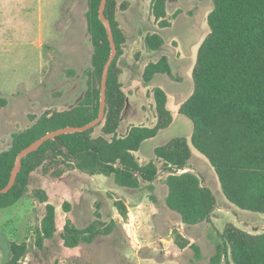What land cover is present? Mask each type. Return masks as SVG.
Segmentation results:
<instances>
[{"label": "trees", "instance_id": "trees-1", "mask_svg": "<svg viewBox=\"0 0 264 264\" xmlns=\"http://www.w3.org/2000/svg\"><path fill=\"white\" fill-rule=\"evenodd\" d=\"M101 1L88 0L86 18L93 54L83 99L69 110L31 116L35 123L13 134L11 147L0 153V190L9 183L17 156L23 149L49 132L83 127L98 118L104 67L111 56L108 33L99 17ZM118 1L108 0L105 10L118 50L109 72L105 119L89 131L47 141L38 151L24 157L16 184L7 194L0 195V210L18 203L35 183L32 195L46 204V213L36 230L35 245L10 243L11 257L5 264H20L34 251V246L44 249L45 242L54 240L58 234L67 249L76 250L81 245H91L98 236L111 235L117 228L116 221L95 220L85 228H78L67 220L59 231L56 206L50 203L42 181L36 177L39 170L43 177L62 178L72 170L90 176L113 177L119 187L149 191L154 203H157L153 195L155 183L165 173L168 209L188 226L212 221L218 201L213 190L193 172L192 149L187 139H173L157 147L154 150L157 161L141 164L135 155L145 141L155 138L173 123L164 89H153L155 125L133 126L126 135H118L127 103L118 65L127 38L117 20V11L125 10L126 5L119 6ZM168 1L153 0L151 4V15L162 29L171 26ZM213 2L214 9L208 17L210 33L198 50L193 70L194 91L179 111L192 121L191 144L215 169L227 201L242 211L264 215V0ZM180 13L177 11L173 18ZM164 45L160 33L144 38L148 52L160 51ZM158 75L175 79L167 56L146 65L142 73L144 84H150ZM7 105L8 100L0 97V110ZM98 128L101 133L96 135ZM63 206L66 210L70 208L68 203ZM114 206L135 243L129 207L121 199H116ZM173 232L174 244L181 251L192 249L196 260L201 261V248L177 229ZM210 264H264V233L252 234L227 225L220 232V242Z\"/></svg>", "mask_w": 264, "mask_h": 264}, {"label": "rangeland", "instance_id": "rangeland-1", "mask_svg": "<svg viewBox=\"0 0 264 264\" xmlns=\"http://www.w3.org/2000/svg\"><path fill=\"white\" fill-rule=\"evenodd\" d=\"M152 1H118L119 6L126 5L125 10L119 8L117 11V20L127 38L118 65L129 74L123 82L128 108L122 117L118 134L125 135L133 126H154L156 111L153 89H165L170 99L168 109L174 118L173 123L161 130L155 138L145 141L136 156L141 163L157 161L154 154L156 147L164 146L173 139H187L192 149V170L213 190L218 201L212 221L197 226L181 225L180 216L166 206L164 198L168 189L164 180L167 174L161 173L153 193L158 203V215L150 220L153 238L148 234L149 237L143 239L154 243L156 250L144 247L139 251L126 231V223L118 214L114 201L121 199L131 203L130 209L135 215H138L137 209L149 212L147 202L141 205L146 201L147 194L150 197L149 191L128 190L117 186L113 177L90 176L77 170L68 171L62 178L43 177L39 170L36 177L42 181L50 203L56 206L59 231H62L67 220L78 228H85L95 220L105 223L116 221L118 225L111 235L98 236L91 245H81L76 250L67 249L58 234L54 240L45 242L44 249L34 246V251L20 264H138V257L145 259V264H210L216 253V245L220 242V232L227 225H235L252 234L264 233V215L242 211L227 201L215 169L191 144L192 121L179 111L194 91L193 70L198 50L210 33L208 17L214 9V2L169 0L167 11L171 26L162 29L151 15ZM88 9V0H64L63 5L61 3L51 38L44 50L47 64L44 75L39 72L40 63L34 58L30 63L21 61L27 46L6 48L4 65L7 68L3 69L10 68L9 71H13L15 65L20 70L26 68L25 73L17 72L16 75L24 77L26 81L30 79L28 71L33 69V78L17 94L0 95L8 100V105L0 110V153L11 147L14 133L35 123L31 116L39 117L46 111L69 110L83 99L88 88V71L92 67L93 54L86 18ZM177 11L181 13L173 18L172 15ZM155 32L160 33L165 45L160 51L148 52L144 38ZM10 34L9 41L12 43L26 44V40L30 39V34L26 32ZM11 51L20 53V56L13 55ZM162 56L169 58L175 79L158 75L150 84H144L143 67L150 62H157ZM16 58L20 62H16ZM9 71L2 70L0 73ZM100 133L101 128H98L95 134ZM34 187L35 183L18 203L0 210V264H5L11 257L10 243L35 245L36 230L45 216L46 204H41L33 197ZM136 201L139 204L133 207ZM64 203L70 205L68 210L64 208ZM176 228L182 229L201 247V261L196 260L192 249L181 251L174 242L163 240V237H173L172 230ZM138 232L140 236V230Z\"/></svg>", "mask_w": 264, "mask_h": 264}, {"label": "crops", "instance_id": "crops-1", "mask_svg": "<svg viewBox=\"0 0 264 264\" xmlns=\"http://www.w3.org/2000/svg\"><path fill=\"white\" fill-rule=\"evenodd\" d=\"M63 2L64 0H0V67H1L0 70L1 71L10 70V68L3 69V68H7L4 65V61H5L4 53L6 52V48L8 47L17 48L18 46H22V47L27 46V49L22 55L23 60L21 61L23 63H30V61H32L34 58L35 61H38L40 63L39 72L43 73V75L45 74L47 64L45 63L44 50H45L47 41L51 38V35H52V27L55 23V19L57 18V10H59L61 3L63 5ZM10 32H14L17 34L18 32H26L30 34V39L26 40L27 42L26 44L23 42H21L20 44L16 42L12 43L9 41L10 36H11ZM11 52H13L12 53L13 55L17 54L18 56H20V53L16 51H15L16 53L14 51H11ZM16 60H17L16 62H20L19 61L20 59L16 58ZM146 65L143 67V70L146 67ZM15 67L17 68V65H15ZM15 67H13L12 69L13 71L0 73V95H2L3 93H10L12 95L17 94L19 89L27 86L29 80L33 78V74H31L33 69L31 70V72L28 71V73H30V79L26 81L24 77L16 76L18 75L17 72L23 71L25 73L26 68L23 67V70H20L17 68L18 69L17 70ZM128 76L129 74H127L126 72L122 70L121 82L123 86H124V83H123L124 77L128 79ZM168 98H169V95H168ZM127 106L128 105L126 103L124 112L127 111V108H128ZM124 112H123V115H124ZM128 131L125 133V135L128 133ZM119 136H124V135H119ZM137 159L139 160L138 157ZM141 164H146V163H141ZM160 179L161 177L159 176L157 181H159ZM156 187H157V182L155 183V191L157 189ZM166 196H167V193L165 195V198ZM146 202L148 203L146 206L149 207L148 208L149 212H147L146 210L137 209L138 215H135L134 212H131L132 211L130 209L131 203L129 204L126 202L127 206L129 207L130 212L133 215V227H134V238H135L134 244H136L135 246H138L139 251H141L144 247H149L150 249L156 250L154 243L148 242V240L143 241V239H147L149 236L153 238V234H152L153 228H152V222H150V220H153V218L156 215H158L157 214L158 213L157 212L158 203H154L150 199L149 194H147L146 196V201H144V203H141V205L146 204ZM137 204H139L138 201H136L133 204V207L136 206ZM181 225H185V224L182 223ZM194 226H197V225H194ZM176 229L186 239L194 243L192 241L193 239L182 231V229H184V226H182L181 230L180 228L179 229L176 228ZM138 230H140V233H141L140 236H139ZM172 233H173V237L171 236H167L165 238L163 237V240L168 239L169 241L173 242L175 234L174 232ZM136 261L138 264H145L143 262L145 261V259L143 260L141 257H138Z\"/></svg>", "mask_w": 264, "mask_h": 264}, {"label": "water", "instance_id": "water-1", "mask_svg": "<svg viewBox=\"0 0 264 264\" xmlns=\"http://www.w3.org/2000/svg\"><path fill=\"white\" fill-rule=\"evenodd\" d=\"M108 0H102L99 8V17L102 23L105 25L109 41L111 44V56L108 59L105 67H104V72H103V79H102V85H101V104H100V114L98 118L91 123L83 126V127H66L60 130H56L53 132L47 133L45 136L42 138L38 139L34 143H32L30 146L27 148L23 149L17 156V160L15 163V166L12 170L11 173V178L9 180V183L7 186L3 189L0 190V195L2 194H7L16 184L17 178L19 176V173L22 170V161L24 157L38 151L43 144H45L47 141L50 140H56L59 136L65 135V134H72V133H83L86 131H89L100 124L106 116V108H107V83H108V78H109V72L111 65L113 61L115 60L118 50H117V45L115 43V38L113 35V30L110 21L107 19L105 15V10H106V5H107Z\"/></svg>", "mask_w": 264, "mask_h": 264}, {"label": "built area", "instance_id": "built-area-1", "mask_svg": "<svg viewBox=\"0 0 264 264\" xmlns=\"http://www.w3.org/2000/svg\"><path fill=\"white\" fill-rule=\"evenodd\" d=\"M180 173H182V172H180Z\"/></svg>", "mask_w": 264, "mask_h": 264}]
</instances>
